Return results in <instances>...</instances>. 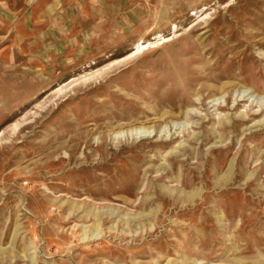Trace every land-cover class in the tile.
<instances>
[{"label":"rangeland","instance_id":"374dc122","mask_svg":"<svg viewBox=\"0 0 264 264\" xmlns=\"http://www.w3.org/2000/svg\"><path fill=\"white\" fill-rule=\"evenodd\" d=\"M0 0V264H264V0Z\"/></svg>","mask_w":264,"mask_h":264},{"label":"crops","instance_id":"0c3cea01","mask_svg":"<svg viewBox=\"0 0 264 264\" xmlns=\"http://www.w3.org/2000/svg\"><path fill=\"white\" fill-rule=\"evenodd\" d=\"M49 0H36L33 6V10H39L42 5H44Z\"/></svg>","mask_w":264,"mask_h":264}]
</instances>
